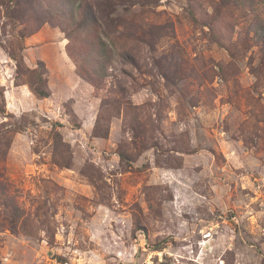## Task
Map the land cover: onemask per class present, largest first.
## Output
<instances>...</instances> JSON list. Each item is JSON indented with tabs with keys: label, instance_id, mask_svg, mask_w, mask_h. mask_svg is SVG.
<instances>
[{
	"label": "rangeland",
	"instance_id": "374dc122",
	"mask_svg": "<svg viewBox=\"0 0 264 264\" xmlns=\"http://www.w3.org/2000/svg\"><path fill=\"white\" fill-rule=\"evenodd\" d=\"M0 264H264V0H0Z\"/></svg>",
	"mask_w": 264,
	"mask_h": 264
},
{
	"label": "trees",
	"instance_id": "16d2710c",
	"mask_svg": "<svg viewBox=\"0 0 264 264\" xmlns=\"http://www.w3.org/2000/svg\"><path fill=\"white\" fill-rule=\"evenodd\" d=\"M34 74V72H32ZM35 74L37 75L36 80L30 84L31 89L41 97H49V90L47 89L45 82L43 81L40 73L35 71Z\"/></svg>",
	"mask_w": 264,
	"mask_h": 264
}]
</instances>
